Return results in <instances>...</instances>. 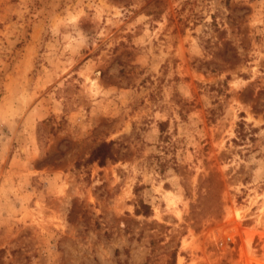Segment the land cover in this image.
<instances>
[{"label": "rangeland", "instance_id": "1", "mask_svg": "<svg viewBox=\"0 0 264 264\" xmlns=\"http://www.w3.org/2000/svg\"><path fill=\"white\" fill-rule=\"evenodd\" d=\"M173 254L264 264V0H0V264Z\"/></svg>", "mask_w": 264, "mask_h": 264}, {"label": "trees", "instance_id": "2", "mask_svg": "<svg viewBox=\"0 0 264 264\" xmlns=\"http://www.w3.org/2000/svg\"><path fill=\"white\" fill-rule=\"evenodd\" d=\"M160 132H163L162 123L159 124ZM113 141H103L96 145L89 153L88 157L84 160V164L96 163L99 166H104L106 161L115 160L116 156L112 149ZM207 182L211 181V177L206 179ZM136 214H143L145 216L149 215V207L147 205H141L140 208L135 210ZM198 228H196L197 230ZM175 255L171 256L169 264H174Z\"/></svg>", "mask_w": 264, "mask_h": 264}]
</instances>
